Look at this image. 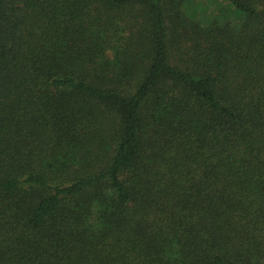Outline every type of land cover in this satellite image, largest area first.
<instances>
[{"label":"trees","instance_id":"trees-1","mask_svg":"<svg viewBox=\"0 0 264 264\" xmlns=\"http://www.w3.org/2000/svg\"><path fill=\"white\" fill-rule=\"evenodd\" d=\"M227 2L0 0V264H264V0Z\"/></svg>","mask_w":264,"mask_h":264},{"label":"rangeland","instance_id":"rangeland-1","mask_svg":"<svg viewBox=\"0 0 264 264\" xmlns=\"http://www.w3.org/2000/svg\"><path fill=\"white\" fill-rule=\"evenodd\" d=\"M196 1L201 3L202 5H206V6L209 5L210 7L212 6L211 9L210 8L207 9L206 16H211L208 14H212L213 12H215L214 14H216L217 12L220 13L221 15H225V13L229 11L228 9H232L229 3L227 2V0H196Z\"/></svg>","mask_w":264,"mask_h":264}]
</instances>
